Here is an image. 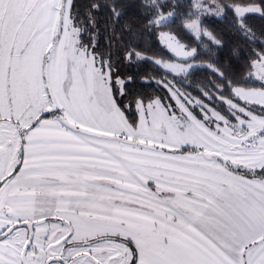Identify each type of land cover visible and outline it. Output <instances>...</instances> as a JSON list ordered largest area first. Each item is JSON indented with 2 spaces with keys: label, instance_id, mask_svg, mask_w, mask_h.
I'll use <instances>...</instances> for the list:
<instances>
[{
  "label": "snow or ice",
  "instance_id": "snow-or-ice-1",
  "mask_svg": "<svg viewBox=\"0 0 264 264\" xmlns=\"http://www.w3.org/2000/svg\"><path fill=\"white\" fill-rule=\"evenodd\" d=\"M129 6L143 9L142 26L125 19ZM183 6L97 0L80 19L73 0H0V264H264V26L258 35L248 22L264 21V0ZM229 12L231 32L259 48L242 80L197 64L198 47L171 31L182 20L223 48L201 17ZM145 32L172 54L154 63L175 105L137 97L133 124V78L116 75L113 50L148 59ZM201 67L219 94L198 89L202 115L183 91Z\"/></svg>",
  "mask_w": 264,
  "mask_h": 264
},
{
  "label": "trees",
  "instance_id": "trees-1",
  "mask_svg": "<svg viewBox=\"0 0 264 264\" xmlns=\"http://www.w3.org/2000/svg\"><path fill=\"white\" fill-rule=\"evenodd\" d=\"M75 8L73 11H79L81 13L80 19H84V14L86 13L88 6L91 3L97 2V0H73ZM99 3L103 4L105 0H98ZM190 0H182L181 12H187L189 9L187 3ZM224 3L232 4L237 3H255L256 0H222ZM126 6L139 4L140 0H122ZM169 9L166 7L165 11ZM143 9H140L135 6H129L126 8L125 19L131 20L137 24V26H142L143 19L140 16V12ZM99 19V26L102 29L105 23V19L108 16L106 9L101 8L98 12L94 13ZM231 13H227L223 20L218 19L217 17L208 14L204 15L202 19L201 27L213 33L217 38H222L225 41V46L223 48H217L212 45L211 41L205 37L202 41H196L194 36L189 34L182 27V20H177V22L171 27V31L178 36L180 41L188 46L189 49L192 47H198L200 55L197 56L196 62L202 64L207 63H217L224 65L227 69L229 78H234L236 80H242L247 76L249 72L248 62L250 59L254 58L249 49L256 48L259 50L257 45H249L245 41L236 37L230 30L228 21L231 19ZM254 29L259 32L261 27L264 26V21H261L258 16H250L248 21ZM168 31L169 29H164ZM104 40L103 35H101V49L105 52L108 50L103 48ZM138 47L137 50L142 53L144 57L148 59H138L133 56L131 61L125 59L122 53H117L113 50V60L116 75H119L121 78L132 77V81L126 85L129 95L125 98L124 103L127 104L128 100L131 99L132 106L125 111V114L130 123L135 124L138 120L135 105V99L137 97L143 96L144 100H147L158 93L163 92V88L160 87L156 81H158L162 76L165 75L164 71L160 70L157 65L154 63V59H163L168 60L172 58V54L166 50V48L160 43L157 38L156 33L149 34L145 32L142 37L138 38L137 41ZM207 45V47H205ZM135 46V45H134ZM237 48L238 52L233 54L232 49ZM115 78V77H114ZM149 80L146 82L144 80ZM171 79V77H169ZM255 79L254 77L252 78ZM212 81L216 83V77L212 72L206 68H199L194 71L192 75L186 81V85H191L190 87H185L183 91L190 93L192 95L198 96L202 93L198 90L202 86H206L207 89L215 93V89L212 88V85L209 83ZM248 86H259L257 84H250ZM165 93L168 95L166 90ZM164 93V94H165ZM226 95V93H225ZM226 107V105L224 106ZM216 108L220 110L219 103L216 104Z\"/></svg>",
  "mask_w": 264,
  "mask_h": 264
},
{
  "label": "rangeland",
  "instance_id": "rangeland-1",
  "mask_svg": "<svg viewBox=\"0 0 264 264\" xmlns=\"http://www.w3.org/2000/svg\"><path fill=\"white\" fill-rule=\"evenodd\" d=\"M205 2L206 3H211L212 2V0H205ZM214 16V15H213ZM203 17V16H202ZM201 17V18H202ZM202 28V27H201ZM203 29V28H202ZM166 31V30H165ZM157 35V38H158V40H159V36H158V34H156ZM160 41V40H159ZM154 60H157V59H154ZM197 64H200V65H204V64H202V63H200V62H196ZM124 78V77H123ZM144 81H146V82H149V80H144ZM165 93V91H164V89H163V92L162 93H158L157 95H155V96H153V97H151V98H155V97H161V98H163V102L165 103V104H171V105H175V100H173V99H171V97H170V94H164ZM191 95V98H192V103L191 104H189V107H190V109H194V112L196 113V114H200V115H202V113H200V108L198 107V106H196V104H195V100H197V99H203L204 100V102L205 103H209V101L207 100V99H205L204 97H203V95H198V96H195V95H192V94H190ZM125 98H127V97H125ZM148 101V99L147 100H145V102H147ZM218 103V101L217 100H215V99H213L212 101H211V103H210V107L211 106H213V105H215L216 106V104ZM134 107L136 108V105H134ZM217 109V108H216ZM218 110V109H217ZM137 112V111H136ZM137 116H138V114H137ZM139 117V116H138ZM192 149H191V146H189V150H186V151H184V152H188V151H191ZM165 151L166 152H168L169 150L168 149H165Z\"/></svg>",
  "mask_w": 264,
  "mask_h": 264
},
{
  "label": "crops",
  "instance_id": "crops-1",
  "mask_svg": "<svg viewBox=\"0 0 264 264\" xmlns=\"http://www.w3.org/2000/svg\"><path fill=\"white\" fill-rule=\"evenodd\" d=\"M138 114V113H137ZM125 116H126V114H125ZM45 118H51V117H48V116H45ZM126 119L128 120V118H127V116H126ZM129 121V120H128ZM138 121H139V117H138V120H137V122L136 123H138ZM130 123V122H129ZM121 139H123V137H121ZM186 150H189V147H186L185 149H184V151H186ZM182 154V153H181ZM153 187H154V185H153Z\"/></svg>",
  "mask_w": 264,
  "mask_h": 264
}]
</instances>
